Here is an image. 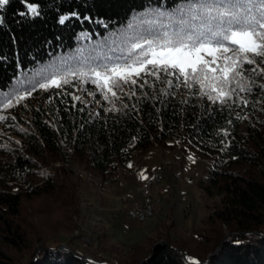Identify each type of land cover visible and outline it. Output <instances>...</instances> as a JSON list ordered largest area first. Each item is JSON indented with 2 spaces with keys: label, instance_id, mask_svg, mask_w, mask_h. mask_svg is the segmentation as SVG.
Listing matches in <instances>:
<instances>
[{
  "label": "trees",
  "instance_id": "16d2710c",
  "mask_svg": "<svg viewBox=\"0 0 264 264\" xmlns=\"http://www.w3.org/2000/svg\"><path fill=\"white\" fill-rule=\"evenodd\" d=\"M27 3L39 15L22 0L0 7V264H86L59 237L77 228L81 205L67 164L110 184L135 155L183 147L210 163L204 189L222 206L192 232L172 207L142 242L121 249L105 236L101 250L111 264H190L185 252L202 264H264V56L203 73L148 64L134 82L113 77L110 94L97 73L144 65L148 40L189 27L191 0ZM82 75L91 99L75 93ZM57 79L63 90H42ZM25 94L41 102L26 119L8 113Z\"/></svg>",
  "mask_w": 264,
  "mask_h": 264
},
{
  "label": "rangeland",
  "instance_id": "374dc122",
  "mask_svg": "<svg viewBox=\"0 0 264 264\" xmlns=\"http://www.w3.org/2000/svg\"><path fill=\"white\" fill-rule=\"evenodd\" d=\"M228 53H217L215 56L203 53L204 59L208 61V69L214 71V66L223 61ZM147 66L148 64L145 63L138 67H123L122 69L127 71L122 77L104 72L100 73V77L97 75L96 77L107 93L114 94L111 82L108 85L104 84L101 78L103 75L134 82L146 71ZM201 66L203 65L198 66L197 69ZM136 68L143 70L137 73L133 71ZM190 70L191 68H186L182 73ZM83 78L84 75L80 79L72 78L73 83L71 79L70 82L77 96L91 99L92 94L84 86ZM55 81L56 83L51 82L42 87V90L52 93L54 88L62 89L63 82L59 79ZM39 98H41L39 94L22 95L20 101L8 107L7 112L11 115L22 114L23 119H26L27 110L37 106L41 102ZM21 100L25 101V105ZM60 165V163L56 164V166ZM66 167L73 171V180L77 179L80 182L81 205L79 217L76 218L77 228L72 233L62 231L59 237L64 243H68L72 238L73 241L69 243H72L82 256L91 257L96 261L109 264L113 262V257L101 250L102 237L106 236L109 244L128 249L142 242L152 233L155 223L172 207L178 224L188 232H192L203 226V222L214 209L222 206V197L209 195L204 189L210 163L184 147L176 151L155 148L144 156L135 155L118 170L114 181L110 184H103L101 179L78 165L67 164ZM155 171L163 174L162 182L146 192L143 186ZM148 199L157 203L153 218L141 224L128 216L127 209L131 204L142 203ZM47 245L55 246L54 241H49Z\"/></svg>",
  "mask_w": 264,
  "mask_h": 264
},
{
  "label": "snow or ice",
  "instance_id": "6c2138e0",
  "mask_svg": "<svg viewBox=\"0 0 264 264\" xmlns=\"http://www.w3.org/2000/svg\"><path fill=\"white\" fill-rule=\"evenodd\" d=\"M22 2L29 12L39 15L36 6L27 3V0ZM8 3L9 0H0V7ZM187 12L191 14L186 22L189 27L177 25L171 33L166 32L147 41L149 48L143 55L150 58L146 64L172 67L180 72L186 68L196 72L197 67L203 65L200 68L203 73L208 69V61L203 56L205 52L214 56L232 52L233 55L226 56V59L234 64H239L241 60L251 64L256 56H264V0H191ZM65 19L68 17L62 18L60 23H64ZM192 20L203 24L204 30H193L190 27ZM228 43L236 47L229 48L226 46ZM134 46L143 47L141 44ZM247 54H252L251 58ZM141 70L133 69L137 73ZM231 70L227 66L223 69L225 75ZM126 71L119 65L111 69L117 77L124 76ZM97 76L101 74L97 73ZM101 78L105 85L112 81L108 75Z\"/></svg>",
  "mask_w": 264,
  "mask_h": 264
},
{
  "label": "bare ground",
  "instance_id": "6f19581e",
  "mask_svg": "<svg viewBox=\"0 0 264 264\" xmlns=\"http://www.w3.org/2000/svg\"><path fill=\"white\" fill-rule=\"evenodd\" d=\"M154 173H156V171ZM154 173H153V175H154ZM160 176L161 177H159V179L152 181L151 185H149L150 184V179H148L147 183L143 186V190L146 191V192H149L151 189H154L156 187L155 185H157V184L160 185L161 182H162V179H163V175L160 173ZM150 178H151V176H150ZM150 199L147 200V210H149V211H141V219H146L144 221V223L147 222L148 220H150L151 218H153V216L156 213L155 211H156V204L157 203H156V201L150 200ZM128 212H136V205L133 208H131Z\"/></svg>",
  "mask_w": 264,
  "mask_h": 264
},
{
  "label": "built area",
  "instance_id": "2783aa9c",
  "mask_svg": "<svg viewBox=\"0 0 264 264\" xmlns=\"http://www.w3.org/2000/svg\"><path fill=\"white\" fill-rule=\"evenodd\" d=\"M160 176V172L154 173L153 177L150 178V184L151 182L154 180L159 179ZM141 211H149L147 210V200L145 201V203H141V204H136V212H127L128 216H130L132 219H134L136 222L138 223H144V221L146 219H141Z\"/></svg>",
  "mask_w": 264,
  "mask_h": 264
},
{
  "label": "water",
  "instance_id": "95a60500",
  "mask_svg": "<svg viewBox=\"0 0 264 264\" xmlns=\"http://www.w3.org/2000/svg\"><path fill=\"white\" fill-rule=\"evenodd\" d=\"M63 249H70L67 245H64L61 247V250ZM41 251V250H40ZM39 251V252H40ZM86 264H109L107 262H101V261H96L91 257H87V256H82L80 257ZM184 259L190 263V264H202L197 258L192 257L190 254H188L187 252L184 253Z\"/></svg>",
  "mask_w": 264,
  "mask_h": 264
},
{
  "label": "crops",
  "instance_id": "0c3cea01",
  "mask_svg": "<svg viewBox=\"0 0 264 264\" xmlns=\"http://www.w3.org/2000/svg\"><path fill=\"white\" fill-rule=\"evenodd\" d=\"M151 175H152V174H151ZM142 203H145V202H142ZM136 204H141V202H134L133 204H131V205L128 207L127 212H128L131 208H133Z\"/></svg>",
  "mask_w": 264,
  "mask_h": 264
}]
</instances>
